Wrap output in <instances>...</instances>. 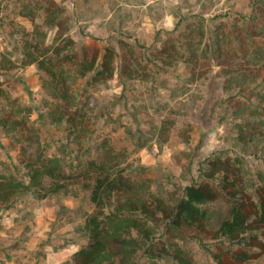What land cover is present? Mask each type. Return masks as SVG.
I'll return each mask as SVG.
<instances>
[{"label":"rangeland","instance_id":"374dc122","mask_svg":"<svg viewBox=\"0 0 264 264\" xmlns=\"http://www.w3.org/2000/svg\"><path fill=\"white\" fill-rule=\"evenodd\" d=\"M207 1L211 4L205 3L204 15L187 18L178 29L181 34L191 23L196 29L203 26L202 34L200 28L195 31L198 35L181 36L196 57L186 53L171 67L156 57L171 41L168 33L160 42L155 38L140 46L118 36L86 38L73 29L72 51L79 57L119 48L117 66L122 58L143 65L142 77L125 84L118 73L108 82L94 83L90 75L77 76L75 64L64 65L72 82L74 109L78 118L84 116L81 133L52 123L43 86L47 74L36 64L22 65L23 40L33 27L28 30L8 13L0 16V52L6 51L21 66L0 72V88L7 96L0 106L28 124L10 134L0 127V142L7 146L0 148V179L28 182L25 161L30 157H57L65 166L98 160L109 144L113 152L123 154V166L145 186V194L163 198L170 207L186 186L204 180L200 170L217 157L232 158L241 168L246 190L255 197L256 187L264 185V151L257 149V140L253 146L239 137L243 121L252 123L245 126V134L254 127L264 129V60L251 58L257 51L264 56V0ZM67 16L71 27L72 16ZM42 29L48 31L46 41L52 44L55 31L46 25ZM219 42L222 58L215 52ZM235 67L242 72L237 74ZM94 208L83 192L41 200L32 194L19 198L13 207L0 211V264H67L88 243L84 224ZM207 210L209 226L218 228L230 217L231 208L221 204ZM164 225L162 220L151 223L156 241H166ZM190 235L174 241L195 264H217L213 252L221 243L196 238L194 232ZM133 262L177 264L148 256L144 247ZM246 264H264V254Z\"/></svg>","mask_w":264,"mask_h":264},{"label":"trees","instance_id":"16d2710c","mask_svg":"<svg viewBox=\"0 0 264 264\" xmlns=\"http://www.w3.org/2000/svg\"><path fill=\"white\" fill-rule=\"evenodd\" d=\"M32 3L33 0L21 3V10L31 12L34 18L33 30L27 34L29 38L23 40L22 65L36 64L47 74L43 86L50 99L48 116L52 123L69 125L71 131L81 133L84 116L78 118L74 109L72 82L64 65L75 64V74L80 77L90 75L94 83L108 82L118 73L125 84L142 77V62L122 58L117 66L121 56L110 47L103 53L94 52L91 57H79L72 51L76 42L70 34L66 9L49 0L47 6L44 4L47 15L40 21L35 18L37 8L32 7ZM5 9L6 6L0 4V16L5 15ZM43 25L55 31L52 44L46 41L48 31L42 29ZM200 28L202 34L203 26L196 29L191 23L186 32L170 36L171 41L164 44L156 57L168 67L183 59L186 53L196 57L195 50L189 49L190 44L182 42L181 36H193L191 34ZM215 50L222 58V43L219 42ZM5 52H0V72L20 68L19 63ZM258 54V51L257 54L255 52L251 58L254 57L256 62L263 61L264 56ZM203 55H207V49ZM236 69L237 74L242 72V68ZM243 71L245 76V69ZM5 92L0 88L1 103L7 97ZM2 110L0 106V127L7 134L28 127L26 122ZM251 124L249 121L240 122L242 133L239 138L249 145L257 140V149L261 147L264 151V129L254 127L247 134L243 132L245 126ZM0 148L6 150L7 146L0 142ZM103 149V155L98 160L70 166H65L57 157L28 158L25 161L28 182L9 177L0 179V211L10 209L19 198L28 194L39 200L70 191L76 195L80 192L88 194L95 206L84 224L88 243L76 251L67 264H135L133 257L141 247L148 256L158 260L172 259L177 264H195L174 241L179 238L185 240L191 232L196 238H209L221 243L213 252L217 264H246L264 254V185L256 187L255 197L249 193L241 168L231 157L210 160L207 168L200 170L204 180L186 186L183 196L170 207L159 196H147L145 186L128 175L127 167L123 166V154L113 152L109 144ZM221 204L231 208L230 217L218 228H211L207 208ZM161 220L165 223L164 235L167 237L163 242L155 240L151 227V223L157 224ZM170 246L174 249L170 250Z\"/></svg>","mask_w":264,"mask_h":264},{"label":"crops","instance_id":"0c3cea01","mask_svg":"<svg viewBox=\"0 0 264 264\" xmlns=\"http://www.w3.org/2000/svg\"><path fill=\"white\" fill-rule=\"evenodd\" d=\"M30 0H0L13 19H21L27 29L33 27L31 12L21 10L22 2ZM72 16L73 29L82 36L109 39L118 36L144 45L149 40L160 42L161 37L178 35L180 25L190 17L204 15L206 0H53ZM225 0L224 2H228ZM36 19H43L49 0H33ZM207 15V14H206ZM174 33V34H172ZM167 36V37H168ZM168 37V38H169ZM165 43V42H164ZM148 45V44H146ZM108 47V46H106ZM118 53L119 48L115 49Z\"/></svg>","mask_w":264,"mask_h":264}]
</instances>
